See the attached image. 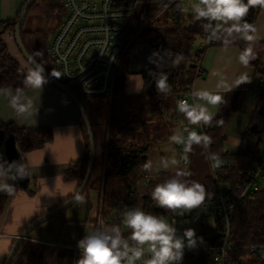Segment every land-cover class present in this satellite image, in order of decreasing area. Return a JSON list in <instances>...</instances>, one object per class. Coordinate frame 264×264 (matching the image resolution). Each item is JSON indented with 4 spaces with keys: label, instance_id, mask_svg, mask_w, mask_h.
I'll list each match as a JSON object with an SVG mask.
<instances>
[{
    "label": "crops",
    "instance_id": "1",
    "mask_svg": "<svg viewBox=\"0 0 264 264\" xmlns=\"http://www.w3.org/2000/svg\"><path fill=\"white\" fill-rule=\"evenodd\" d=\"M26 1L0 0V21L17 17ZM253 26L257 28L260 37L256 43L264 44V9L260 8L258 10ZM3 37L12 56L26 70L29 65L17 46L14 31H6ZM241 49L236 43L228 46L227 50H225L223 44H217L209 48L203 57V72L199 75L200 77L192 80L190 87L192 90L197 88L211 90L215 89L218 81L224 85L221 94L224 95L225 102L210 106V112L213 116H217L222 112L225 104L233 106L232 113L224 129V148L222 152L230 154L231 160L235 163L248 165L255 156L253 152L258 150V153L256 152L257 156L264 155V74L258 73L256 67L251 64L246 67L239 64L237 56ZM145 50L148 56H151L153 52H161L158 54L155 63L149 61L150 56H141L138 60L131 61L128 72L120 85L118 95L111 104H108V127H110L112 118L126 119L130 122V128L133 129L132 132H128L129 139L127 138L125 145L129 149L131 147L138 149L146 146L147 150L144 155L147 158H145V162L151 164L146 177L156 178L163 174L168 176L169 171L163 168L158 172L153 171L154 166L150 158L153 147L158 141L165 144L173 134L182 135V127L188 125L183 114L176 109L177 102L184 96V93L176 91L180 84L171 78V72L191 66L181 60L179 63H175L176 56L171 52L155 49L146 44L139 47L137 54L140 55L141 53L142 55ZM151 72L156 73L154 79H157L161 73L166 75L169 85L167 94L176 96L175 101L170 106L164 105L163 114L165 117L163 118H156L160 112V98L163 96L159 95V101L153 99L156 94L160 93L155 87V81L149 83L147 80L148 76H151ZM244 76L248 77L249 81L236 86L235 81ZM228 89L232 90L228 91ZM25 91L30 92L27 89ZM36 95L41 96L39 112L36 118L27 120L16 117L7 102L0 98V125L2 123H16L20 127L31 129L47 127L52 131L51 140L47 141L42 147L22 150L20 145L17 144L19 149L18 160L30 164V181L26 186H22L16 181V189L11 196L0 193V264H5L17 236L28 225L72 198L82 184L81 179L69 181L65 178V174L71 165L83 156L87 148L85 130L82 124L83 118L78 107L62 89L50 81L44 86L43 92L36 90ZM188 102H194L193 96L188 98ZM257 114L261 116L263 122L261 134L249 131V127L255 121ZM170 120L173 123L170 124ZM190 128L201 132V126H190ZM164 134L167 136L163 137ZM144 136H146L147 143L144 142ZM6 139L7 137L4 140L0 139V154L5 160L9 161L5 148ZM178 148L183 152L184 145L179 144ZM209 157L208 148L202 145H193L192 152L188 153L189 162L184 163L183 158L182 162L183 164H191L189 170L194 164L205 167L206 170L200 183L204 184L210 192L213 165ZM86 192H90L89 209L87 210L89 226L77 216L78 212L74 211L73 216L78 217L80 220L69 216L73 204L38 225L31 232L28 239L40 244L73 248L76 252H80L77 242L86 233L94 230L95 217L100 201V192L97 187H90ZM92 195L93 199L91 198ZM210 200L212 201V197ZM56 216H61V218ZM78 227L81 228L75 234ZM86 227L89 228L88 232H86ZM122 227L124 228L122 231L128 234L129 230L124 226ZM213 227L216 229L215 233L209 235L202 233L201 237L209 239L216 236L218 226L215 219ZM64 234L67 237L66 239L63 236Z\"/></svg>",
    "mask_w": 264,
    "mask_h": 264
},
{
    "label": "trees",
    "instance_id": "2",
    "mask_svg": "<svg viewBox=\"0 0 264 264\" xmlns=\"http://www.w3.org/2000/svg\"><path fill=\"white\" fill-rule=\"evenodd\" d=\"M57 2L58 0H37L31 6L28 15L30 12L37 13L45 7H55ZM255 8L253 9L255 10ZM253 9H250L249 14L252 13ZM148 11L153 10L150 8ZM143 12L144 10H142L141 13ZM257 13L254 18L250 17L248 14L245 19L253 25ZM19 14L13 19L0 21V87L16 88L23 86V78L26 70L19 61L12 56L3 37L6 31H14L15 21ZM149 15V13L148 15L146 14V16ZM189 16L184 22L176 19L172 21L165 19L162 28L148 27L146 32L144 31L141 33L138 39H136V42H141L144 45L149 44L153 48L165 49L175 56L180 55L183 57L181 61L191 66L171 72V78L180 84L179 87L182 92L191 85L192 80L200 77L197 67L201 55L198 50L194 49V45L196 44V40L200 39L201 41L202 37L205 35L201 26L202 21L195 19L193 13ZM144 23L145 20L136 19L137 27H141ZM26 33V29L23 28V41L29 53L33 55L37 50L42 51L44 53L42 62L45 65L48 64V42L46 37H36L38 39V41H36L27 38ZM32 33L36 36L34 32ZM234 43L238 44L241 48L248 46L247 42L240 39L235 40ZM217 44L223 43L218 41ZM253 47L256 52V59L250 64L256 67L258 73L264 74V44L255 42ZM130 53L131 50L127 52L123 59L119 78L120 85L123 82L125 74L128 72ZM49 68L50 66L46 65V69L51 72ZM155 74V72H151V76H148L147 80L149 83L156 80V78L154 79ZM67 84L73 92L78 95L89 115L93 128L92 132H94L97 145L96 164L87 189L90 187L95 188L96 185L100 183V178L104 169L107 173L106 183L108 185L105 184V191L106 187L108 188V192L105 194L106 217L108 220L107 226L115 224L119 225L121 230L124 229L122 227L124 226L122 217L127 207H142L145 211L151 212L152 214L164 216L171 215V212L158 208L151 199L150 192L154 188L152 186L154 179L146 177L147 172H149L148 169H145V164H147L145 162V158L147 157L144 155L147 150L146 146L138 149H133L131 147L128 150L125 145L129 134L128 132H132L133 129L130 128V122L126 119L112 118L109 128V103L101 98L89 99L83 97L78 94L73 84L69 82ZM232 107V105H224L222 112L214 116L211 125H208L209 130L206 134L212 138V144L208 147L209 154L216 153L218 157H226L232 165H228L221 169L223 179L220 178L217 182H229L232 189L236 191L243 186L244 182H247V176L249 172L255 168L254 161L258 159L259 156H257L258 150L256 151L257 153L253 152L255 153L253 161H250L247 165L235 163L231 160L230 154L222 152L224 148V129L232 113ZM218 121H222V123H218ZM82 124L85 130L87 148L83 156L78 161L74 162L65 174L66 180L69 181L81 179L83 182L90 161L88 132L83 120ZM262 124V118L257 114L255 121L249 127V131L261 134ZM10 134L15 135L17 144L20 145L22 150H32L42 147L52 138V131L47 127L31 129L20 127L16 123H2L0 125V139L4 140V138L8 137ZM106 144L108 145L107 152H105ZM212 180L210 192L213 193L217 184L213 176ZM139 186H141V191L138 189ZM139 192L143 193L139 194ZM233 211L234 217L232 220L231 239L234 245L241 249L235 256L236 264H264V252H249L241 248L246 244L264 243V187L256 193L255 199L247 197L240 200L235 205ZM217 229L219 230V227H217ZM123 233L125 234V232ZM217 236L218 234L209 239L205 238L203 241H214ZM28 238L21 242L12 264H77L80 258V252H76L73 248L47 245L44 243L40 244ZM182 264L217 263L210 253L198 248L185 253Z\"/></svg>",
    "mask_w": 264,
    "mask_h": 264
},
{
    "label": "clouds",
    "instance_id": "3",
    "mask_svg": "<svg viewBox=\"0 0 264 264\" xmlns=\"http://www.w3.org/2000/svg\"><path fill=\"white\" fill-rule=\"evenodd\" d=\"M256 6L264 9V0H199L193 6L192 12L195 19L202 21L201 26L208 40L221 41L225 50L237 39L247 42L248 46L242 48L237 56L239 64L246 67L256 59L253 45L260 39L257 28L245 19L250 9ZM166 7L167 4L164 3V8ZM160 52H153L149 61L155 63ZM43 56L44 53L39 50L27 56L29 67L26 69L22 87H0V98L22 120L36 118L39 112L41 96L36 95V90L43 92L44 86L49 83V76H62L55 69L50 73L46 71V65L42 62ZM181 59L183 57L177 55L174 62L179 63ZM246 81H249L248 77H241L235 81V85ZM155 87L159 92L167 94V76L161 73L155 80ZM223 88L224 85L219 81L215 89L197 88L192 92L194 102L179 100L176 109L183 114L190 126L211 125L214 116L210 112V106L225 102V97L221 94ZM26 89L30 92H26ZM185 131L186 136L173 134L170 142L184 145L182 158L187 161L193 145L208 148L212 144V138L202 132L189 129ZM209 158L216 161L213 167L219 165L218 154L212 153ZM177 164L175 158L161 161L164 170ZM150 168L151 164H145L146 170ZM29 169V163L22 160L9 162L0 154V193L11 196L16 189L15 182L29 178ZM191 177L190 170L177 168L173 175L155 185L150 193L151 199L158 208L176 216L199 209L212 194L204 184ZM80 199V194H76L75 200ZM122 223L129 230L128 235L115 224L102 226L85 234L77 242L80 250L77 264H137V261L142 264H182L185 249H193L198 242L203 243V237H198L195 229L186 228L181 233L164 215L152 214L142 207H127ZM146 254L147 259H144Z\"/></svg>",
    "mask_w": 264,
    "mask_h": 264
},
{
    "label": "built area",
    "instance_id": "4",
    "mask_svg": "<svg viewBox=\"0 0 264 264\" xmlns=\"http://www.w3.org/2000/svg\"><path fill=\"white\" fill-rule=\"evenodd\" d=\"M190 1L192 0H163V3L162 0H65L67 12L48 48L49 58L62 74L63 82L73 84L79 95L89 99L101 98L111 104L119 93L120 71L129 48L125 32L130 23L142 10L145 11L150 6L157 7L158 16L169 21L176 19L184 22L193 13ZM164 3L167 4L166 8ZM259 9L260 7L256 6L255 10L253 9L255 13L252 10L250 17L254 18ZM148 27L153 28V26H145L144 29ZM218 41H209L205 34L199 42L198 51L201 58L198 60V75L203 72L204 54L209 48L217 45ZM186 90L182 92L181 88L177 87V92L184 93L179 100L188 101L192 96L194 90L190 86ZM185 129L191 130V128L189 125L182 127L184 136L187 135ZM208 130L209 126H201L202 133L206 134ZM107 151L108 145L105 149V152ZM183 161L188 163L189 158ZM211 161L212 165L216 163L214 160ZM228 165L232 166L227 158L222 156L219 165L213 167L212 176L217 185L212 193L211 206L206 207L208 216L214 217L219 227L217 238L214 241L198 242L195 248H186L184 252L185 254L190 250L201 248L210 253L217 264H236L235 256L241 249L235 246L231 239L234 207L243 198L255 199L256 193L264 187V182L261 181L264 180V155L261 154L254 161L255 168L249 172L247 182L236 191L229 182H217L220 178L223 179L221 169ZM106 175L104 169L94 230L107 226ZM241 248L249 252H264V243L246 244ZM144 259H147V254ZM137 264L142 262L137 261Z\"/></svg>",
    "mask_w": 264,
    "mask_h": 264
},
{
    "label": "rangeland",
    "instance_id": "5",
    "mask_svg": "<svg viewBox=\"0 0 264 264\" xmlns=\"http://www.w3.org/2000/svg\"><path fill=\"white\" fill-rule=\"evenodd\" d=\"M190 2L192 4V6H194L195 4L199 3V0H192ZM64 3H65V0H58L57 5L55 7H52V8H46L45 7L43 9L39 10L37 13L30 12V14L28 15V17L26 19L25 25H24V29H26V32H27L26 33L27 38H30L31 40L34 39V40L38 41V39L36 37H42V36L46 37L47 42H48V46H49L51 44L53 38H54V35L56 34V32L59 29L61 20L63 19V17L65 16V14L67 12ZM150 8H152L153 11H148V9H150ZM148 13L150 15L146 16V14L148 15ZM149 17H151V18H149ZM136 19L145 20V23L141 27H137L136 26ZM164 21H165V18H163L162 16H158V14H157V7L150 6L143 13H140L138 15V17H136L130 23L129 27L127 28V30L125 32L126 41H128V43H129V48L127 51L131 50L130 63L132 60H138L141 56L142 57H149L150 56V55L149 56L147 55L146 50L143 51L142 55H141V53H140V55L137 54L139 47L141 45H144V44L141 42H136V39H138V37L141 35V33H143L144 31L146 32V29L144 30L145 26H153L154 28H162L164 26L163 25ZM32 32H34L36 34V36H34ZM199 42H200V39L196 40V44L194 45L195 50H198L199 44H200ZM146 45H149V44H146ZM130 47H131V49H130ZM155 49H159V48H155ZM160 50H165V49H160ZM47 59H48V64H46V65L50 66V68H49L50 71L52 69H55L56 71H58L55 68L52 60L49 58L48 52H47ZM58 79L62 80L63 78L59 77ZM159 93L160 94H156L155 97H153V99H155L157 101L160 96H163L162 98H160L161 99V102H159L160 103V109H159L160 112L158 113L156 118H163V117H165V115L163 114L164 113L163 112L164 111L163 110L164 105L170 106L172 104V102L175 101L176 96L174 97L173 95L169 96L168 94H164L161 92H159ZM171 123H173L172 120H170V124ZM178 124H180V123H178ZM166 136H167L166 134L163 135V137H166ZM144 142L147 143L146 136H144ZM177 146L179 147V145L173 144L169 140L165 144L159 143V141H158L157 144L153 147V150L150 153V158H151V162L154 166V169H153L154 172H158L159 170L162 169L161 161L163 159L175 158L178 161V164L176 166L170 165V167L167 169V171H169L168 176L163 174L161 176L153 178L154 179V182L152 183L153 187H155V185L157 183H161L165 179H167L171 175H173L175 173V171L177 170V168L189 170L188 168L191 166V164L190 165L189 164H183V162H182L183 152L181 150H179V148ZM106 147L107 146H105V148ZM127 149L129 150V148H127ZM219 161H220V157H219ZM205 170L206 169L203 165L196 166L194 164L192 166V168L190 169V171L192 172L191 179L196 180L198 182H201ZM211 180H212V178H211ZM261 181L264 182V180H261ZM212 182H213V180H212ZM108 183H109V181H108ZM102 185H103V182H102V179L100 178V183L98 185H96V187L99 189L100 194H101ZM138 189L141 191V186H139ZM107 192H108V188L106 187L105 194ZM144 192H145V190H144ZM142 193L139 192V194H142ZM210 193L212 194V192H210ZM89 195H90V192H86L85 195L78 202H76V204H74L73 208H71L70 215H69L70 217H73V218L80 217L82 219L81 221H83V223L85 222V224H87L88 226H89V224L87 222V218H88L87 217V210L89 209L88 208V206H89ZM91 198L92 199L94 198L93 195ZM210 199L206 200L205 203L202 204L199 209H193L191 212L185 213L183 216H176L175 214L171 213V215L165 216V217L169 223L173 224L174 226H177L178 230L181 233L186 228H193V229H195L196 235L198 237H201L202 233H206L208 235L213 234L216 232L215 227H213L214 217H212V216L208 217V214H207V208H210V206H211L210 205V201H211ZM74 211L78 212L77 213L78 217L73 216ZM105 214H106V210H105ZM56 217L61 218V216H56ZM80 228L81 227H78V230L75 231V234H77L79 232ZM88 231H89V228L86 227V232H88ZM89 233H90V231H89ZM63 236L65 239L67 238L65 234Z\"/></svg>",
    "mask_w": 264,
    "mask_h": 264
},
{
    "label": "water",
    "instance_id": "6",
    "mask_svg": "<svg viewBox=\"0 0 264 264\" xmlns=\"http://www.w3.org/2000/svg\"><path fill=\"white\" fill-rule=\"evenodd\" d=\"M37 0H27L25 2V4L23 5L21 12L18 16V18L15 21V29H14V36H15V40L17 43V46L21 52V54L23 55L24 59L27 61V56L31 55L29 53V51L27 50L24 41H23V28L26 22V19L28 17V13L29 10L31 8V6L36 2ZM46 71L48 73H50L47 69ZM49 81L54 84L55 86L59 87L60 89H62V91H64L69 97L70 99L74 102V104H76V106L78 107V110L83 118V121L86 125V129L88 132V137H89V143H90V161H89V165L87 167L86 170V174L85 177L83 179V182L81 184V189H79L77 191L76 194H80L81 198L83 196V194L85 193L95 164H96V159H97V145H96V141H95V136H94V132L93 128H92V123L90 121L89 115L84 107V105L82 104L81 100L79 99L78 95L73 92V90L66 84L63 82V80H60L58 78L55 77H51L49 76ZM5 148H6V155L7 158L9 160V162L11 161H16L19 159V149L17 146V140L14 134H10L8 135L6 141H5ZM30 181V176L29 178H24L22 180H18V182L22 185V186H26ZM76 194L68 199L67 201H65L64 203H62L61 205L55 207L54 209L48 211L47 213H45L44 215L40 216V218L38 217L36 220H34L30 225H28V227H26V229H24L22 231V233H20L16 240L15 243L7 257V260L5 262V264H12V261L18 251V248L21 244V242L28 238V235L41 223L45 222L46 220H48L49 218L54 217V215L60 213L61 211L69 208L70 206H72L73 204H75L76 202H78L77 200H75V196Z\"/></svg>",
    "mask_w": 264,
    "mask_h": 264
},
{
    "label": "flooded vegetation",
    "instance_id": "7",
    "mask_svg": "<svg viewBox=\"0 0 264 264\" xmlns=\"http://www.w3.org/2000/svg\"><path fill=\"white\" fill-rule=\"evenodd\" d=\"M50 46V45H49ZM49 46H48V48H49ZM47 52H48V49H47Z\"/></svg>",
    "mask_w": 264,
    "mask_h": 264
},
{
    "label": "bare ground",
    "instance_id": "8",
    "mask_svg": "<svg viewBox=\"0 0 264 264\" xmlns=\"http://www.w3.org/2000/svg\"><path fill=\"white\" fill-rule=\"evenodd\" d=\"M145 30V29H144ZM130 49H131V47H130ZM259 192V191H258ZM243 200V199H242Z\"/></svg>",
    "mask_w": 264,
    "mask_h": 264
}]
</instances>
